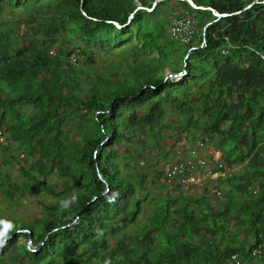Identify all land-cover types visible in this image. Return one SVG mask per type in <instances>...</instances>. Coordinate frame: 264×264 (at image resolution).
<instances>
[{"label": "trees", "instance_id": "obj_1", "mask_svg": "<svg viewBox=\"0 0 264 264\" xmlns=\"http://www.w3.org/2000/svg\"><path fill=\"white\" fill-rule=\"evenodd\" d=\"M152 1L0 0V164L20 174L0 170V200L42 203L0 212L19 229L0 264H262L264 0H193L223 16ZM183 14L187 40L167 32ZM198 131L234 167L218 194L170 188L157 167L168 139Z\"/></svg>", "mask_w": 264, "mask_h": 264}, {"label": "built area", "instance_id": "obj_2", "mask_svg": "<svg viewBox=\"0 0 264 264\" xmlns=\"http://www.w3.org/2000/svg\"><path fill=\"white\" fill-rule=\"evenodd\" d=\"M191 30V20L186 15H177L169 20L167 26V32L171 35L181 37L183 40H187ZM51 52L54 49L50 50ZM72 61L75 63L77 58L72 54ZM206 136H202L196 139L193 146L190 149L191 155L194 159L186 160L179 156L178 158L171 161L163 171V179L167 186L170 188L174 186H179L181 184H193L197 183L200 179L208 178L214 180L219 176H226L231 173L234 167H229L224 164L221 159V150L219 148H213L209 158L213 162L209 164V159L207 156L198 155V148L207 144ZM0 142L7 143V138L0 132ZM180 150L181 147H178ZM208 159V161H207ZM211 190H214L216 194L220 192L215 186H211ZM250 255L255 259H262L264 264V243L258 244L256 247L252 248ZM226 264H246L238 255L237 252L232 251L228 254ZM256 264V263H250Z\"/></svg>", "mask_w": 264, "mask_h": 264}, {"label": "rangeland", "instance_id": "obj_3", "mask_svg": "<svg viewBox=\"0 0 264 264\" xmlns=\"http://www.w3.org/2000/svg\"><path fill=\"white\" fill-rule=\"evenodd\" d=\"M136 5H139V2H137ZM184 15V14H183ZM172 116L170 114H167L165 117H164V121L165 123H168L169 119L171 118ZM169 133V132H168ZM202 137V136H205V134L201 133L200 131H198L197 133V136L196 137ZM185 138L183 137H180L178 140H172V139H168V141H166L168 144L166 146V150L164 152V154L166 155L165 157H159L158 161H157V167L159 169H161L163 171V169L172 161L174 160L175 158V155H176V151L177 153L178 152V145L179 144H182L183 140ZM191 139V138H190ZM189 141V140H188ZM172 143V145H171ZM208 143V142H207ZM188 143L187 142V146H188ZM209 144V143H208ZM171 145V147H170ZM139 147V151L141 152H147L146 150V146L144 147L143 145H140L138 146ZM183 151V150H182ZM172 152V154H171ZM208 159L209 156L206 155ZM186 159V157L184 158ZM207 159V161H208ZM209 164H212L211 161L208 162ZM0 170L2 171H7L12 177L14 178H19L20 174H19V170L17 169V162L16 161H8L6 163H1L0 164ZM217 183V182H216ZM214 185V181L212 179H208V178H205L203 181H201V183H198L197 184H194V185H187L186 186V190L192 192V193H197V192H201V191H204L203 188L204 186H213ZM175 190V189H172V191ZM156 194L159 193V190L158 191H154ZM161 193V191H160ZM159 193V194H160ZM220 196V195H219ZM218 196V197H219ZM217 198V196H215ZM12 204V203H11ZM42 203H40V196H38L37 194L35 195H27L26 197H24L23 199H21L20 201L18 202H15L13 203L10 207L11 209L10 210H6V206H8L9 204L6 203V202H3L0 200V212L1 213H5L7 212V214H12L14 215L15 217H24V218H27L29 219V214H33V213H36V209L41 205Z\"/></svg>", "mask_w": 264, "mask_h": 264}, {"label": "clouds", "instance_id": "obj_4", "mask_svg": "<svg viewBox=\"0 0 264 264\" xmlns=\"http://www.w3.org/2000/svg\"><path fill=\"white\" fill-rule=\"evenodd\" d=\"M145 7H148V6H145ZM129 16H130V14H129ZM178 147H180V146H178ZM190 149H191V147L189 148V150ZM183 158H185V157H183ZM189 159H194V157H191V158L187 157L186 158V160H189ZM117 196H118V193H112L108 197V202L109 203H115ZM77 200H78V197L76 194H73L71 197H68V198H61L59 201V210L61 212L68 211L70 209L71 205L76 203ZM18 230L19 229L16 227V225L13 223V221L7 220V219H0V251H2L5 247H7L8 241L12 238V233L14 231H18ZM104 264H110V261L106 260L104 262Z\"/></svg>", "mask_w": 264, "mask_h": 264}, {"label": "crops", "instance_id": "obj_5", "mask_svg": "<svg viewBox=\"0 0 264 264\" xmlns=\"http://www.w3.org/2000/svg\"><path fill=\"white\" fill-rule=\"evenodd\" d=\"M201 137V136H200ZM193 144L194 143H190V144H188V146H187V142H186V138L183 140V142H182V144H180L179 146L181 147V150H179L178 152L179 153H177V155L179 154V156H181V157H193L192 155H191V153H190V150H189V148L190 147H192L193 146ZM183 150V151H182ZM212 150H213V146L212 145H210V144H204L203 146H201V147H199L198 148V155H200V156H206V155H210L211 153H212ZM175 159V158H174ZM209 161H211V159H209ZM211 163H213L212 161H211ZM223 177H225V176H223ZM205 179V178H204ZM204 179H200L199 181H198V183H201V181H203ZM218 178H216V179H214L213 181H215L214 182V185L213 186H215L216 187V182L218 183L220 180H217ZM217 180V181H216Z\"/></svg>", "mask_w": 264, "mask_h": 264}, {"label": "water", "instance_id": "obj_6", "mask_svg": "<svg viewBox=\"0 0 264 264\" xmlns=\"http://www.w3.org/2000/svg\"><path fill=\"white\" fill-rule=\"evenodd\" d=\"M156 1H158V0H153V1H152V5H154V4L156 3ZM187 1L191 4L192 7H195V8H210L211 11L213 12V14H214L215 16H223V15L228 14L227 12H219V11H217V10H215V9H213V8H211V7H209V6H207V5L197 4V3H195L193 0H187ZM253 1L256 2V0H251V1H250L249 3H247L244 7L249 6ZM137 8H144V9L149 10L151 7H145V6H143V5H136L134 9H137ZM130 16H131V14H130ZM115 25H116L117 27H120L122 24L115 23ZM189 50H190V49H189ZM189 50H188V52H189ZM188 52H187V54H186L185 57H187ZM173 75H174V74L167 73V74L165 75V77H172ZM29 243H31V239L28 240V243H27V244H29Z\"/></svg>", "mask_w": 264, "mask_h": 264}]
</instances>
